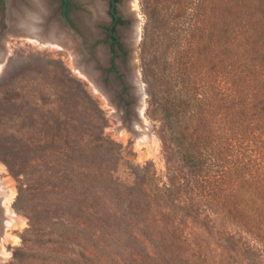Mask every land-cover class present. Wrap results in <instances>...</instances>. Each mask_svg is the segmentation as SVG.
I'll use <instances>...</instances> for the list:
<instances>
[{
	"label": "rangeland",
	"instance_id": "374dc122",
	"mask_svg": "<svg viewBox=\"0 0 264 264\" xmlns=\"http://www.w3.org/2000/svg\"><path fill=\"white\" fill-rule=\"evenodd\" d=\"M75 1L64 29L92 65L98 87L76 68L75 46L19 37L0 9V51H6L0 69V228L7 223L2 202L12 191L10 206L25 218L6 224L0 235V264H264V241L253 234L231 228L238 240L216 242L191 214L153 195L159 186L177 190L188 203L193 197L192 173L165 118L158 16L148 0H117L123 20L114 54L110 0H103L105 19L92 37L78 21L90 13V2ZM50 2L56 10L57 2ZM134 28L133 56L128 42ZM135 73L144 92L141 118L131 85ZM137 183L153 197L145 212L131 206L133 214L120 194L127 198ZM122 226L131 236L122 235Z\"/></svg>",
	"mask_w": 264,
	"mask_h": 264
},
{
	"label": "trees",
	"instance_id": "16d2710c",
	"mask_svg": "<svg viewBox=\"0 0 264 264\" xmlns=\"http://www.w3.org/2000/svg\"><path fill=\"white\" fill-rule=\"evenodd\" d=\"M148 2L158 16L165 118L192 173L193 197L188 203L159 186L153 195L191 214L216 242L238 240L231 228L264 241V0ZM112 13L114 28L122 20ZM129 191L120 194L129 209L145 212L153 195L139 183Z\"/></svg>",
	"mask_w": 264,
	"mask_h": 264
},
{
	"label": "bare ground",
	"instance_id": "6f19581e",
	"mask_svg": "<svg viewBox=\"0 0 264 264\" xmlns=\"http://www.w3.org/2000/svg\"><path fill=\"white\" fill-rule=\"evenodd\" d=\"M90 3V13L89 14H81L79 16V20L81 24L86 28L87 32H89L90 37H92L91 32H95L96 25L98 22L104 21L105 19V4L103 0H88ZM49 10V5L47 0H29L28 4H18L16 7H13L12 13L10 15V22H12L11 29L16 31V35L19 37H26L34 42H38L39 44H50L56 45L58 47H64L70 49L71 44L75 46L74 53H76L74 58V63L77 69L81 72L82 75L86 76L96 87H98L95 83L97 80L96 73L91 69L92 65L84 63L83 54L77 52V45L73 40H70V36L68 32L60 26L57 20L48 22L46 11ZM137 19V18H136ZM10 24V25H11ZM137 25V24H136ZM11 30V31H12ZM135 35H138V31L134 28ZM14 33V32H13ZM23 33V34H22ZM133 33L131 35H134ZM134 35V36H135ZM133 39V38H132ZM4 42V41H3ZM3 46V45H2ZM3 48V47H2ZM5 49V48H4ZM73 50V49H72ZM6 51H0V69L2 67L3 57L6 56ZM88 69L91 71L89 72ZM86 71V72H84ZM89 74H88V73ZM133 76V75H131ZM93 78V79H92ZM135 79L138 84L137 91L141 94L140 104L138 105V118H141L143 106H142V98L144 95L142 84L139 80V75L135 73ZM140 121V120H139ZM139 135V134H138ZM2 181V180H1ZM5 183V181H3ZM14 192H10L6 195L2 202L3 211L5 212L4 216L6 217L7 225L11 224L14 221L23 222L24 217L17 214L14 209L10 206L12 201ZM1 221V220H0ZM6 224L4 228H0V235L5 233ZM2 252V254H6L7 251Z\"/></svg>",
	"mask_w": 264,
	"mask_h": 264
},
{
	"label": "flooded vegetation",
	"instance_id": "af4514ba",
	"mask_svg": "<svg viewBox=\"0 0 264 264\" xmlns=\"http://www.w3.org/2000/svg\"><path fill=\"white\" fill-rule=\"evenodd\" d=\"M55 1L57 2L56 10H54L53 6L50 4L51 3L50 0H47L48 5H49V10L46 11L47 20H48V22L57 20L58 23L60 24V26L65 28L64 24H67V22H72L70 14H71V11H72L73 6H74L76 1L75 0H55ZM116 2H117V0H110V14L112 17V23L108 27V39L110 41V45H111V49L113 51V54L116 52V46H118L120 44L119 37L116 34V28H117L118 24L121 23L122 21L119 23H116L114 28H113L114 15H113L112 11L115 10L116 17L123 20L122 17H120L119 14L117 13ZM21 3L22 4H28L29 0H0V9H1V11L4 12V14L6 13V15L10 18L13 7H16V5L21 4ZM104 4L106 6L105 2H104ZM55 14L58 15L59 19L53 18V16ZM79 16H78V21H79ZM115 39H117L118 42H115L114 41Z\"/></svg>",
	"mask_w": 264,
	"mask_h": 264
},
{
	"label": "water",
	"instance_id": "95a60500",
	"mask_svg": "<svg viewBox=\"0 0 264 264\" xmlns=\"http://www.w3.org/2000/svg\"><path fill=\"white\" fill-rule=\"evenodd\" d=\"M130 18H132V19H134V20H136V16L133 14V13H131V15H130ZM135 33V31L133 30V34ZM135 35V34H134ZM133 35V36H134ZM137 37L135 36V37H133V39L132 40H130L129 42H128V48H129V50H130V52H131V55H133L134 56V51H135V47H136V41H137ZM131 85L133 86V88H134V96H135V98H136V100H137V102H140V96H141V94L137 91V86H138V84H137V82H136V79H135V75H134V77L132 76V80H131ZM137 110V109H136ZM138 112V111H137Z\"/></svg>",
	"mask_w": 264,
	"mask_h": 264
}]
</instances>
